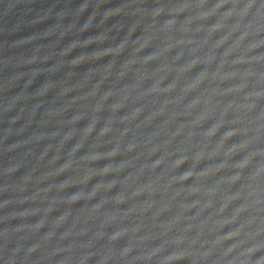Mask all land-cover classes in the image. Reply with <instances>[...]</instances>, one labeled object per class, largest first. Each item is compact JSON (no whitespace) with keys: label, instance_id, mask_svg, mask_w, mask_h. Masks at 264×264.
Returning a JSON list of instances; mask_svg holds the SVG:
<instances>
[{"label":"water","instance_id":"1","mask_svg":"<svg viewBox=\"0 0 264 264\" xmlns=\"http://www.w3.org/2000/svg\"><path fill=\"white\" fill-rule=\"evenodd\" d=\"M0 264H264V0H0Z\"/></svg>","mask_w":264,"mask_h":264}]
</instances>
